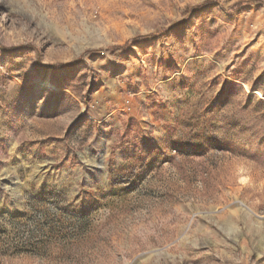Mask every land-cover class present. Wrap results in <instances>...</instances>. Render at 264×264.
Here are the masks:
<instances>
[{
	"label": "rangeland",
	"instance_id": "rangeland-1",
	"mask_svg": "<svg viewBox=\"0 0 264 264\" xmlns=\"http://www.w3.org/2000/svg\"><path fill=\"white\" fill-rule=\"evenodd\" d=\"M0 264H264V0H0Z\"/></svg>",
	"mask_w": 264,
	"mask_h": 264
}]
</instances>
